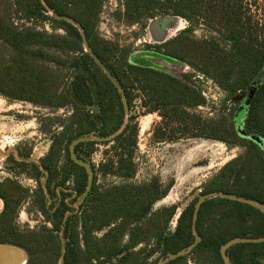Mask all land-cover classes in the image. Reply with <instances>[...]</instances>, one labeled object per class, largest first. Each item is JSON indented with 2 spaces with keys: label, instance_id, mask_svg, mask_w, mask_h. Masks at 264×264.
<instances>
[{
  "label": "trees",
  "instance_id": "1",
  "mask_svg": "<svg viewBox=\"0 0 264 264\" xmlns=\"http://www.w3.org/2000/svg\"><path fill=\"white\" fill-rule=\"evenodd\" d=\"M105 1L14 0L16 13L25 19L50 20L49 12L71 19L78 26L56 22L66 32L64 36L13 24L0 13V42L10 50L8 60L0 64V95L41 108H71V115L63 124V141L41 165L47 174V193L58 197L59 205L49 211L40 184L36 191L41 203L39 212L53 229H19L15 220L24 190L16 182L0 184L4 204L0 213V244L22 248L27 254L26 264H59L60 244L55 232L61 233L63 224V238L67 240L64 264H146L148 256L142 255L153 241L154 250L165 257L194 242V202L182 211L173 234L168 229L177 206L152 212L154 204L168 195L170 186L163 187L157 179L139 185H97L99 175L132 179L137 172L139 125L132 112L137 100L147 113H158L162 118L155 134L159 140L204 138L227 142L241 138V130L235 124L228 126L224 119L205 120L192 112L206 103L193 84L140 66L131 61L127 49L101 38L97 25ZM258 2L124 0V12L119 18L138 24L158 15L174 16L190 24L202 23L214 32L216 38L198 40L190 36L189 29L161 46L146 47L163 50L170 57L189 63L229 96L249 93L251 98L240 126L246 135L264 142V29L254 23L251 15L252 6ZM84 39L119 86L85 52ZM70 54L74 55L67 60L72 63L73 81L70 91L63 92L52 66L62 68L66 60L60 55ZM83 137L97 140L75 145L79 160L90 159L100 145L108 149L98 168L92 166L93 184L75 210L66 202L73 195L66 190L72 189L80 198L87 191L89 175L72 160L69 148ZM244 139L248 141L245 155L228 162L205 186L204 194H233L264 204V149L257 142ZM63 151L68 155L66 166L61 169ZM35 169L38 177L34 179L38 182L40 168ZM197 231L202 240L191 254L204 263L224 264L220 248L229 240L264 237V214L238 202L211 199L201 206ZM140 245L144 248L135 250ZM227 256L231 264H264V243L233 246ZM168 264H185V259L181 257Z\"/></svg>",
  "mask_w": 264,
  "mask_h": 264
},
{
  "label": "rangeland",
  "instance_id": "2",
  "mask_svg": "<svg viewBox=\"0 0 264 264\" xmlns=\"http://www.w3.org/2000/svg\"><path fill=\"white\" fill-rule=\"evenodd\" d=\"M123 12L124 0H106L103 3L97 25V31L101 38L127 49L132 59L145 60L150 67L175 76L184 82H189L198 88L206 103L204 106L195 108L192 112L205 120L224 119L228 126L235 124L241 129L245 108L250 99L249 93H237L229 96L211 78L193 69L189 63L167 56L165 51L160 52L146 47L148 45L161 46L189 29H192L189 32L190 36L198 40L216 38L214 32L202 23L190 24L185 19L164 15L155 16L138 24H128L119 18V14ZM0 13L13 24L22 27H34L49 35L64 36L66 34L56 23L64 21L62 18L48 14L50 20L46 21L25 19L21 17V14L16 13L14 0H0ZM251 15L254 23H259L264 29L263 1L259 0L257 5L252 6ZM171 19L179 20L181 29L170 34L165 40L154 41L150 33L151 24ZM9 55L8 47L0 42V64L6 62ZM60 56L66 60L62 68L50 65L59 77L60 90L68 92L73 81V70L72 63L67 60L74 55ZM132 112L137 117L136 121L139 125L138 151L135 156L137 172L132 179L99 175L97 185L101 187L122 184L139 185L157 179L163 187L170 186L168 195L154 204L152 212L177 206V213L168 229L169 233L173 234L182 211L204 194L205 186L228 162L245 155L248 141L244 138L236 141L228 139L227 142L204 138L159 140L155 134L162 124L160 115L147 113L139 100L134 103ZM70 115L71 108L57 110L41 108L27 102L9 101L0 95V183L16 182L24 190L22 194L24 198L15 220L17 227L23 231H36L43 227L48 230L53 229L52 225L46 222L45 216L39 212L41 203L38 201L39 195L36 194L38 186L34 179L37 176L35 167L40 168L39 179L42 180L39 182L44 189L46 208L50 211L53 208V204L51 205L53 195L45 192L46 180H44V170L40 166L52 149L59 148V141H63L61 137L63 124H66ZM147 117L149 123L147 128L142 131L141 123ZM61 146L63 149V143ZM107 149L108 147L100 145L90 159L84 160L91 168L92 166L98 168L104 158L103 153ZM67 155L63 151L60 156L61 169L66 166ZM19 163L24 165L19 166ZM67 185L70 186V183ZM68 192L70 193V191ZM54 200L56 201V199ZM68 202L70 207L77 210L81 199L71 196L68 198ZM101 234H97V236L100 237ZM55 235L60 244V256L63 252L62 248H64L65 257L67 240L64 238L62 240L59 232H55ZM155 245L156 241L151 242L142 255L143 257L148 256L146 264H157L167 258V256H162L159 250H154ZM143 248L144 246L140 245L135 250ZM183 258L185 264H211L199 261L198 257L191 253L184 255Z\"/></svg>",
  "mask_w": 264,
  "mask_h": 264
},
{
  "label": "water",
  "instance_id": "3",
  "mask_svg": "<svg viewBox=\"0 0 264 264\" xmlns=\"http://www.w3.org/2000/svg\"><path fill=\"white\" fill-rule=\"evenodd\" d=\"M49 14L51 15H54L55 17L59 18L60 16L54 14L53 12H49ZM62 18L64 21L66 22H69V23H72L76 26H78L75 22H73L71 19L67 18V17H60ZM84 47H85V50L87 53L91 54L92 58L95 60V62L98 64V66L104 70L106 72V74L108 75V77L110 78V80L116 84V86H119L118 83L116 82V80L113 78V76L106 71V68L105 66L98 60V58L90 51L88 45H87V42H86V39H84ZM147 57V56H146ZM131 61L140 65V66H145V67H150V65L145 61V60H141V59H137V60H134L131 58ZM251 98V97H250ZM241 131V136L243 138H247V139H250L252 141H255L257 142L261 147H264V143L259 139V138H256L254 136H248L246 135L242 129H240ZM97 140L96 138L94 137H83V138H80L76 141H74L72 143V145L70 146V154H71V158L72 160L80 165V166H83L87 172H88V175H89V182H88V188H87V191L84 195H82L80 197L81 199V203L84 201V199L86 198L88 192L90 191L91 189V186L93 184V178H94V173H93V170L91 168V166L85 161V160H79L74 152V147L75 145H77L78 143L80 142H83V141H95ZM217 198H221V199H226V200H230V201H234V202H238V203H241V204H244V205H248V206H251L255 209H257L258 211H260L262 214H264V204L256 201V200H250V199H247V198H242V197H239V196H236V195H233V194H226V193H220V192H211V193H207V194H202L198 197V199L196 200L195 204H194V212H193V218H192V234L194 236V242L188 246L187 248H184L180 251H178L177 253H169L167 255V258L162 260L161 262L157 263V264H168L172 261H175L181 257H183L184 255L188 254V253H191L201 242V236L199 235L198 231H197V219H198V215H199V211L201 209V206L204 202L208 201V200H211V199H217ZM63 235H64V226L62 228V231H61V239L63 240ZM264 243V237H261V238H235V239H232V240H229L227 243H225L224 245L221 246L220 248V256H221V259L223 261L224 264H231L230 260H229V257L227 256V251L233 247V246H236V245H242V244H262ZM63 252H62V255H61V258L59 260V264H64V254H65V249L62 248ZM6 252V251H12V252H15L17 253L20 258L22 260H24V264L27 263V259H26V253L25 251L18 247V246H14V245H9V244H0V253L2 252L3 253ZM3 255V254H2ZM11 264H18L16 262H13Z\"/></svg>",
  "mask_w": 264,
  "mask_h": 264
},
{
  "label": "bare ground",
  "instance_id": "4",
  "mask_svg": "<svg viewBox=\"0 0 264 264\" xmlns=\"http://www.w3.org/2000/svg\"><path fill=\"white\" fill-rule=\"evenodd\" d=\"M181 27H182L181 23H179V20L177 19H171L170 21L169 20L158 21V22H153L151 24L150 33L153 36L154 41H160L167 39V37L170 36V34L180 30ZM148 123H149V119L147 117L141 123L142 131H144L147 128ZM13 262H16L18 264H24V260H22L20 256L15 252L3 251V253L2 252L0 253V264H11Z\"/></svg>",
  "mask_w": 264,
  "mask_h": 264
},
{
  "label": "flooded vegetation",
  "instance_id": "5",
  "mask_svg": "<svg viewBox=\"0 0 264 264\" xmlns=\"http://www.w3.org/2000/svg\"><path fill=\"white\" fill-rule=\"evenodd\" d=\"M167 42H168V41H167ZM167 42H166V43H167ZM164 44H165V43H164ZM162 51H163V50H162ZM160 52H161V51H160ZM162 53H164V52H162ZM164 55H166V54H164ZM167 56H169V55H167ZM240 137L243 138L242 136H240ZM263 143H264V142H263ZM262 148L264 149V147H262ZM85 159H86V158H85ZM42 162H43V161H42ZM41 165H42V164H41ZM40 167H41V166H40ZM41 169H42V167H41ZM42 170H43V169H42ZM46 175H47V174H46V172L44 171V180H46ZM34 178H35V177H34ZM41 180H42V179H38V182L35 180V181L37 182V186H39L38 184H40ZM39 181H40V182H39ZM0 184H2V183H0ZM40 185L42 186V184H40ZM42 188H43V187H42ZM44 188H45V187H44ZM37 191H38V189H37ZM43 191H44V189H43ZM68 191H70V193L73 194L72 196H74V197L76 198V196H75V194L73 193V190H72V189L66 190L67 193H69ZM45 192L47 193L46 188H45ZM57 192H59V188L57 189ZM47 194H48V193H47ZM54 199H56V201H55ZM76 199H77V198H76ZM78 199H79V198H78ZM52 200H53V201H51V205L53 204V207L56 208V207L59 205V201H60V199H59L58 197H57V198L55 197V198H52ZM54 201H55V202H54ZM66 202H68V198H66ZM68 203H69V202H68ZM46 204H47V203H46ZM69 204H70V203H69ZM45 207H46V205H45ZM71 208H72V207H71ZM46 209H47V208H46ZM72 209H73V208H72ZM68 214H69V213H68ZM68 214H67V215H68ZM63 226H64V224L62 225V228H63ZM62 228H61V229H62ZM61 231H62V230H61ZM263 263H264V260H263Z\"/></svg>",
  "mask_w": 264,
  "mask_h": 264
},
{
  "label": "crops",
  "instance_id": "6",
  "mask_svg": "<svg viewBox=\"0 0 264 264\" xmlns=\"http://www.w3.org/2000/svg\"><path fill=\"white\" fill-rule=\"evenodd\" d=\"M4 204L3 201L0 199V213L3 211Z\"/></svg>",
  "mask_w": 264,
  "mask_h": 264
}]
</instances>
